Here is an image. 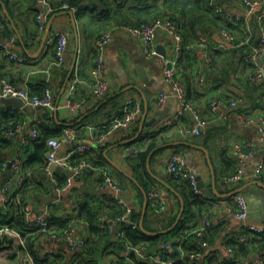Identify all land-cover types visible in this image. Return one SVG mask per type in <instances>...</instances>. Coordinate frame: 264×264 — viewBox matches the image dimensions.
Wrapping results in <instances>:
<instances>
[{
  "label": "crops",
  "instance_id": "0c3cea01",
  "mask_svg": "<svg viewBox=\"0 0 264 264\" xmlns=\"http://www.w3.org/2000/svg\"><path fill=\"white\" fill-rule=\"evenodd\" d=\"M62 1L0 0V18L2 16L3 19L1 24L2 21H7L10 34L16 37V49L28 59L26 62L14 61L4 55L0 49V78L8 77L19 85L28 79L30 91L35 93L48 84L53 90L55 101L59 104L58 110H50L30 106L14 108L0 103L2 111L16 112L21 116L23 123L20 132L15 136L6 137V140L0 143V163L2 161L9 163L16 155L26 160L30 158L34 148L32 144L24 143L23 139L30 134L32 126L38 122H48L53 128L60 127L62 132L80 123L101 126L121 115L130 97L141 100L143 111L131 129L115 128L107 132L103 127L96 129L87 127L80 132L76 140L63 143L62 154L76 150L75 146L80 143L92 146L83 153L91 165L67 189L58 191L59 187L66 185L61 184L60 181V176H68V170L65 168L62 169L60 165H56L58 183H54L43 168L41 170L40 166L28 165L27 187L30 190L27 201L32 204L34 213H42L49 206L51 212L61 217L77 214L76 200L86 198L93 202L102 200L107 204L115 195L111 188L104 186L106 174H109L123 187L121 196L131 207L142 205L141 190L144 188L143 183L147 182L151 189L158 192L162 202L160 209L153 208L154 212L150 219L154 226L160 224L159 221L168 222L176 214V220L173 223L175 224L182 206L185 208V196L191 192L188 181L174 178L167 170L166 163L170 153L173 150H179L184 154L190 168L200 177L199 180L205 184L202 187L203 196L201 195L202 199H200L204 207L200 209V206L196 205L192 211L196 214L193 218L184 213L181 218H185L186 225L193 228L199 226L206 218L214 219L219 225L218 231L212 232L211 248L208 252L216 250L225 252L224 242H230L228 238L234 232L241 230L244 225V221L237 219L229 211L234 193H242L248 199L247 222L264 224V174L256 178L252 175L264 153V146L259 139L257 129L245 124L239 116V114L258 116L264 113L260 103L263 94L261 86L249 79L253 72V65L242 61V54L246 47L232 46L222 37L218 27L209 24L204 30L213 40L211 47L206 50L199 43L200 33L199 40L192 45L195 61L192 69L183 76L187 83L189 101L200 110L201 114L205 117L210 116L209 100L213 96L229 98L239 94L243 97L239 107L228 111L227 120L212 124L200 137L181 135L180 127L189 121V116L183 117L180 124L164 125L169 119L167 115L171 114L170 118H172L179 108L177 100L172 95L168 96L164 104L158 105L160 93H167L169 88L162 77V58L165 55L175 54L172 47L173 38L164 31L159 32L157 36L156 52L152 56L145 54L140 41L122 32L116 33L105 50L104 76L110 81L108 92L97 100L92 99L90 104L80 111L70 113L63 107L67 87L75 74L81 77L90 75L89 71L95 56L94 40L105 27L102 28L99 23L91 21L94 17L89 8L86 14L88 16L83 15L86 19L82 21V18L76 16L78 7H63L62 3L65 0ZM84 1L93 3V0ZM239 1L243 0H236V2ZM226 5L233 12H242L247 15L245 8L227 2ZM48 6L53 11L46 30L39 33L36 13ZM247 17L254 35L259 36L264 31V4ZM228 23L237 26L232 31L238 37L245 35V29L241 28L242 24ZM60 30H65L70 35L66 49V62L61 66H51L50 64L55 60L53 50L56 49V35ZM211 49L218 50L215 61L210 57ZM188 81L191 83L194 81L191 90H189ZM85 95L86 87L80 85L78 96ZM157 111H162V114L157 116L155 114ZM143 116H146L145 120ZM145 121L148 125L144 124ZM102 134H107L106 138L98 141V136ZM151 140L161 143L147 157L130 156L128 148L131 145L145 146ZM237 143L244 149H250L249 143L253 145L252 154L245 160L246 176L233 187L224 181V177L237 168L239 155L236 149ZM154 150L155 152L152 153ZM7 166L0 176L1 185L11 174V172L6 173ZM0 167L2 171V166ZM65 180L67 183V178ZM29 182L30 185H28ZM145 199L144 195V201ZM1 206L0 199V208ZM75 228L77 236H90L86 221L78 218ZM0 239V264H28L23 260L24 250L20 248L18 238L7 236ZM34 249L35 254L44 252L46 249L53 250V254L62 258L60 264L72 255L67 245L45 236L36 240ZM253 255L252 253L245 258V264H252ZM236 256L243 262L240 256Z\"/></svg>",
  "mask_w": 264,
  "mask_h": 264
},
{
  "label": "built area",
  "instance_id": "2783aa9c",
  "mask_svg": "<svg viewBox=\"0 0 264 264\" xmlns=\"http://www.w3.org/2000/svg\"><path fill=\"white\" fill-rule=\"evenodd\" d=\"M228 4H234L241 8H245L248 14H252L257 8H260L264 4V0H243L236 2V0H210V4L221 15L224 22H235L242 24L245 29V35L238 37L234 32L227 28H219V32L222 37L232 44L234 47L245 46L246 49L242 54V61L253 65V72L249 76V79L261 86L263 91L261 97V106L264 108V31L255 36L254 31L250 26V21L242 12H233ZM63 7L73 8L69 3H64ZM53 9L51 7H45L40 9L36 13V21L38 25L39 33L43 32L47 28V23L51 16ZM263 16V15H262ZM260 16V19H262ZM1 24V18H0ZM208 25V24H206ZM203 25L199 29L200 44L208 50L213 44L212 38L205 32ZM214 26V25H212ZM164 31L173 38L172 47L175 51L174 55H165L162 58L163 68L162 77L163 81L169 86L171 95L177 100L179 108L176 114L165 121L164 125L180 124L182 118L189 116V121L182 124L180 127V133L184 137H200L204 134V131L214 123H222L228 118V111H232L243 102V97L239 94L231 96L229 98L221 96H213L209 100L210 116L205 117L201 114L200 110L188 100L187 97V83L183 76V73L178 67V59L181 51L185 48V36L181 30V22H177L168 15L159 16L150 22H145L139 25H132L125 22H113L109 24L94 40L95 56L93 65L90 68L88 77H81L75 74L69 83L66 93L63 107L70 113L78 112L82 108L87 107L92 99L97 100L104 96L110 87V81L104 76L106 70L105 50L107 45L113 40L116 33L127 34L143 44L144 52L147 56H152L156 52V40L159 32ZM56 57L51 66H61L66 62V49L70 41V35L65 30L58 31L56 35ZM16 37L14 34L3 35L0 33V49L3 54L8 58L18 61L26 62L28 59L22 55L19 50L16 49L15 43ZM0 96H18L25 100V106L33 108H48L50 110H58L59 104L55 101L52 88L47 85L42 94H32L28 85V79L23 82L22 85L16 84L8 77L0 78ZM84 85L86 87V95L78 96V87ZM168 94L161 92L158 98V105H162L166 102ZM143 104L140 99L130 97L126 101L123 108V113L112 118L109 122L101 126H92L88 124H79L76 126L68 127L64 130L62 138H50L47 141V159L44 166L45 173L52 179L54 183H58L56 177V165H60L68 172L72 174L67 176V183L64 187H59L60 192L63 189H67L71 184L80 178L84 170L90 166V164L83 160L79 164L71 163V156L76 151L84 152L92 146L83 143L77 144L74 151L66 154L61 153L63 143L66 141L76 140L81 131L85 128H107V132H111L115 128L131 129L132 125L136 122L138 117L142 114ZM2 110L0 108V123H1ZM240 118L245 124L254 126L259 132V139L264 146V113L258 116H245L239 114ZM36 126V125H35ZM35 126H32L30 134L26 135L23 139L24 143H28L31 139H36L39 132ZM2 127V126H1ZM23 125L20 123L15 128H8L4 131L8 136H15L21 131ZM3 128V127H2ZM107 134L98 136V141H103ZM253 143H249L250 149H244V147L237 143L236 149L239 153L236 171L233 174L226 175L224 181L230 186H236L246 176L245 172V160L252 154ZM131 157H136L137 154L143 150V147L139 144L131 145L128 148ZM11 174L5 178L0 186V236H12L18 238L20 248L24 250V261L28 264H37V258L44 257L46 254L51 255L54 251L46 249L44 252L34 254L30 251L28 246L25 245V237L22 233L16 230L11 224L2 222V218L9 214V210L12 204H18L21 206V212L23 213L26 223L29 228L36 230L40 229L49 232L45 237L52 239L58 243L67 245L72 251V254L82 250L86 245L85 236H77L76 234V218H74L71 224L60 230H50L48 217L51 213L48 208L39 214H35L33 206L30 202L24 201L19 192L14 191L22 186L27 180L29 174L24 168L23 159L21 156L16 155L11 159ZM1 164V163H0ZM8 161H2V171L7 166ZM167 170L176 179L185 180L191 183L193 189L197 193L202 192V187L198 185V175L190 168L186 158L182 151L173 150L167 159ZM264 174V153L259 159L257 165L254 168L252 175L261 177ZM105 187L111 188L115 192V197L119 204L126 207L125 212L119 217H111L104 214L100 217L101 227L114 233V237L121 240L125 236V226L128 224L132 228H138L140 223L131 218V210L128 208V201L121 196L123 187L116 183L113 178L106 174ZM147 199L150 202L152 208L158 210L162 207V202L159 198L158 192L151 190L147 195ZM230 213L237 219L244 221V225L238 232H234L228 239L229 241L237 240L238 242H246L252 233H264V224H255L247 222L249 214V202L246 196L242 193H234L232 196V202L229 205ZM218 222H215L212 218H206L199 226L191 231L192 234H196L200 238V242L197 244L198 248H188L186 243L183 242L182 237L174 235L170 239L163 242L162 247L164 252L156 253L150 252L143 244H131L128 241L124 242L123 255L126 257L125 261L121 264H137L135 260L130 256L132 253L140 260H144L151 264H176V262L189 258L192 262L199 258H207L208 256H214L215 260L219 263H228L235 261L233 264H239L240 259L236 257L235 249L232 245L224 242V250L211 251V254H207L211 248L210 240L206 238L211 227L215 226ZM35 231H30L34 233ZM167 252L174 253L173 256L168 257ZM257 257L253 260L252 264H264V252H255ZM253 253V254H255ZM66 264H72L69 261Z\"/></svg>",
  "mask_w": 264,
  "mask_h": 264
},
{
  "label": "trees",
  "instance_id": "16d2710c",
  "mask_svg": "<svg viewBox=\"0 0 264 264\" xmlns=\"http://www.w3.org/2000/svg\"><path fill=\"white\" fill-rule=\"evenodd\" d=\"M64 3H69L72 7L77 6L78 9L76 12V16L77 18H82V21L86 19L83 15H86L88 13L89 8L92 12V16L94 17L93 19L90 18L91 21L94 20L95 23H99L102 28H106L113 22H125L132 25H139L145 22H150L153 19L164 15H168L174 20H177V22H181V30L185 36L184 43L186 46L180 53L178 59V67L185 76L187 71L192 69V65L195 61L192 45L196 44L199 40L200 27L209 24L214 25L218 28L225 27L230 31L234 30L237 27L235 24H230L228 22V24L225 23L221 15L210 4V0H93L92 4H89L84 0H65ZM64 3H62V5ZM59 7L60 6H58V8ZM2 24H0V33H2L3 35L10 34L7 21H2ZM217 52L218 50H210V57H212L214 61L216 60ZM53 54V57H56V49L53 50ZM214 64L216 63L214 62ZM188 83L189 90H191V88H193L194 86V81L192 83L188 81ZM47 85H44L42 90L38 91L36 94H42ZM31 93L35 94V92L32 91ZM187 97L188 100H190L188 94ZM1 115L0 143L4 142L6 140V137H8V135L4 133L6 129L15 128L20 123L23 125L21 116L16 112L10 110L2 111ZM35 125L34 126L39 132V136L36 139H31L28 143H26L32 144L34 152L27 160L23 159V163L25 169L29 165L40 166V169L42 170L46 163V152L48 150L47 141L50 138H61L63 136V132L60 127L53 128V126L48 122H38ZM105 129L107 130V128ZM160 143L161 142H157V140H151L147 142L148 145H142V147L144 146L143 150L140 151L137 155L147 157L148 154ZM85 152L86 151H76L70 158L71 163L76 165L81 161L86 160L91 165L89 160H87L85 155H83V153ZM1 164L0 166H2ZM66 178V175L60 176L61 184H66ZM27 183L28 179L22 186H19V188L14 191V193L19 192L24 201H27L29 196L28 192L30 189L29 187H27ZM28 185H30V182ZM143 187L144 188L141 190L142 205L135 207L128 206V208H130L131 210V218L135 221H138L139 223L143 213L142 206L144 204V195L147 198V195L152 190L147 182L143 183ZM188 187H190L191 192H188V194L185 196L186 205L183 213L193 218L196 215L194 212H192L193 208L198 205L200 206L199 208L202 209L204 207V203L200 201V199H202V194L195 192L190 182ZM125 210L126 207L119 204L117 198L114 195V197L110 198L107 204L102 200H99V202L98 200H94L93 202L88 198H86L85 200L78 199L76 200L75 208V212H77V214H69L66 217H61L51 212L48 217L50 230H60L68 227L74 218H79L86 221L90 229V236H85V247L82 248V250H79L72 254L69 258H66L63 264H66L69 261H71L72 264H121L125 261L126 258L123 255L125 241H128L129 243L134 245L143 244L150 252L161 253L164 252V249L162 247L163 242L170 239L174 235H179L180 237H182L183 242L186 243V246L188 248H194L195 246L198 248L197 244L200 242V238H198L196 234L191 233V231L194 230V228H196L197 226L193 228L190 225H186L187 221L183 217L170 232L160 233V231L172 226V224L176 220L177 215L175 214V216L171 217L168 222L159 221L160 224L154 226L153 221L150 219L152 212H154V209L152 208L149 201L144 215L145 230L142 229L141 226H139L138 228H132L128 224H123L126 230L124 238L121 240L115 238L114 233L101 227L99 219L104 214H107L111 217H119L125 212ZM2 222L11 224L16 230L22 233L26 240L25 245L28 246L32 253L35 252L34 246L36 240L49 233L40 229L36 230L37 228H29L28 224L26 223L25 217L21 212V206L18 204L11 205L9 214L2 218ZM217 225L218 224L215 225L216 227H211L208 235L206 236V238L210 240V243L212 242L211 236L213 230L218 231L219 229V225ZM30 231L35 232L28 234V232ZM0 238H7V236H0ZM227 244L232 245V247L235 249L236 255L242 258L243 262H241L240 260L239 264H245L244 260L250 254L255 252H264V233H252L250 234L246 242H238L237 240L232 239ZM53 253L51 255L48 254L44 257L37 258V264H60L62 258H60L59 255ZM207 254H211V252H208ZM110 255L112 256L108 258V256ZM173 255L174 253L167 252L168 257H171ZM130 256L135 260L137 264H151L144 260L138 259L133 253ZM233 263H235V261L225 264ZM176 264L223 263L217 262L215 260V257L210 255L207 258L204 257L193 260V262L189 258H186L182 261L176 262Z\"/></svg>",
  "mask_w": 264,
  "mask_h": 264
},
{
  "label": "water",
  "instance_id": "95a60500",
  "mask_svg": "<svg viewBox=\"0 0 264 264\" xmlns=\"http://www.w3.org/2000/svg\"><path fill=\"white\" fill-rule=\"evenodd\" d=\"M167 93H168V95H171L170 88L167 89ZM0 103L4 104L5 106L14 107V108H23V107H25V100L22 97H18V96H3V95H1L0 96ZM155 114L158 116L159 114H162V111H157ZM170 117H171V114L167 115V118H170ZM145 118H146V116H143L144 120H145ZM144 124L148 125V122L145 121ZM154 152H155V150L152 153H154ZM152 153L150 154V156L152 155ZM60 167L63 169L62 166H60ZM10 172H11V163L9 161L8 166L6 168V173H10ZM70 174H72V173L68 172V175H70ZM199 179H200V177L198 176V185L201 186V187H204L205 186L204 182L200 181ZM257 182L260 183L259 181H257ZM147 205H148V200L146 198L145 201H144V205H143L142 217L140 219V226H141L142 229H144V215H145V212H146ZM183 209H184V206H182V208H181V211H180V213L178 215V218H177V222L180 220V218L182 216ZM37 213H39V212H37ZM177 222L175 224H173L171 227L160 231V233L170 232L176 226ZM256 257H257V254L255 253L253 255V260H255Z\"/></svg>",
  "mask_w": 264,
  "mask_h": 264
}]
</instances>
